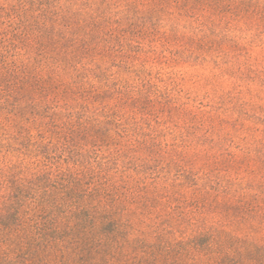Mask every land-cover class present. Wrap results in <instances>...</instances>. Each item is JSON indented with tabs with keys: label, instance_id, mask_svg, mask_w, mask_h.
<instances>
[{
	"label": "rangeland",
	"instance_id": "374dc122",
	"mask_svg": "<svg viewBox=\"0 0 264 264\" xmlns=\"http://www.w3.org/2000/svg\"><path fill=\"white\" fill-rule=\"evenodd\" d=\"M38 204L259 264L264 0H0V264L46 260Z\"/></svg>",
	"mask_w": 264,
	"mask_h": 264
},
{
	"label": "trees",
	"instance_id": "16d2710c",
	"mask_svg": "<svg viewBox=\"0 0 264 264\" xmlns=\"http://www.w3.org/2000/svg\"><path fill=\"white\" fill-rule=\"evenodd\" d=\"M74 185L73 189L77 190L80 183L77 181ZM38 205L42 210H38L39 217L34 224L37 238L33 252L44 253L43 264H204L198 258L201 253L215 260L213 264H219L220 258L211 256V251L217 249L216 252L221 253L226 247L227 239H223L222 231L205 237L207 240L195 236L185 243L162 246L132 240L119 226L108 230L103 227L105 223L97 221L88 210L77 211L72 207L67 212L71 223L62 227L64 223L49 217L45 208ZM238 243L244 259L264 264V245L246 239Z\"/></svg>",
	"mask_w": 264,
	"mask_h": 264
}]
</instances>
